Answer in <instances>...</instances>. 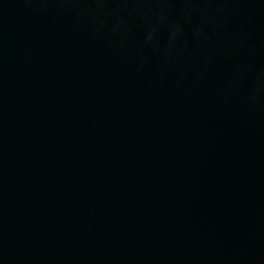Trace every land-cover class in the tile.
<instances>
[{
  "label": "water",
  "instance_id": "water-1",
  "mask_svg": "<svg viewBox=\"0 0 264 264\" xmlns=\"http://www.w3.org/2000/svg\"><path fill=\"white\" fill-rule=\"evenodd\" d=\"M0 264H264V0H0Z\"/></svg>",
  "mask_w": 264,
  "mask_h": 264
}]
</instances>
